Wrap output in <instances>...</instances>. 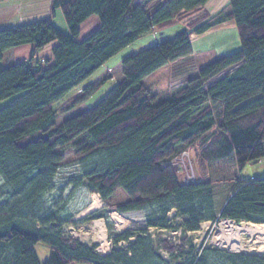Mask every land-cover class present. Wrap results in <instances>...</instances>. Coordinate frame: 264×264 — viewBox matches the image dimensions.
I'll use <instances>...</instances> for the list:
<instances>
[{"label":"trees","instance_id":"obj_1","mask_svg":"<svg viewBox=\"0 0 264 264\" xmlns=\"http://www.w3.org/2000/svg\"><path fill=\"white\" fill-rule=\"evenodd\" d=\"M209 1L53 0L68 34L51 19L0 30V62L10 49L34 46L28 62L0 65V102L10 100L0 108V264H168L155 254L147 230L118 233L107 216L112 240L107 255L60 232L55 215L43 211L41 196L53 190L67 153L78 161L93 159L82 169L79 184L108 208L125 214L157 205L155 217L145 222L147 229L169 230L171 211L182 219L183 233L221 220L264 224V178L237 176L246 165L264 159V0H228V14L194 29L202 35L232 22L238 49L201 68L170 95L158 98L143 81L191 55L185 30L124 58L121 79L107 95L56 122L53 106L79 91L115 55ZM92 16L100 26L78 41L80 25ZM51 43L52 59L35 61L36 51ZM104 81L80 90L66 111L81 105ZM199 141L204 142L200 154L207 179L184 184L172 163ZM38 245L49 249L46 261H39ZM161 247L174 258L185 254L184 240L178 247L162 241ZM223 256L225 264H264L257 256ZM180 264L210 263L186 256Z\"/></svg>","mask_w":264,"mask_h":264},{"label":"rangeland","instance_id":"obj_2","mask_svg":"<svg viewBox=\"0 0 264 264\" xmlns=\"http://www.w3.org/2000/svg\"><path fill=\"white\" fill-rule=\"evenodd\" d=\"M159 3L161 1L152 4L151 7H155ZM52 5L53 3L49 5L48 17L52 20L54 27L58 28L64 34H68L69 31L62 16L61 9L53 8ZM220 13L224 15L229 13L228 0H210L201 10L183 14L182 16L174 18L169 23L154 28L150 34L141 37L136 43L131 44L110 59L102 68L84 82L79 88V91H73L66 98L55 104L53 109L56 111V122L61 123V121L95 106L107 95L121 79L119 65L124 58L143 48L170 40L177 33L185 30L190 34L189 41L192 44L191 55L168 64L143 81L144 86L149 88L151 93L158 96V98H164L170 95L175 89L194 79L201 68L221 56L238 49L237 33L232 22H224L216 25L202 35L194 33L196 27ZM48 47L50 46H46L45 49H48ZM233 70L235 68L222 73L212 80V82H209L207 87L229 75ZM103 80L105 81L97 86L81 105L76 106L73 110L66 111L76 101L75 99L82 95L80 90L90 84H99ZM9 102V99L0 102V108L6 106ZM203 144V141L197 142L194 147L192 146L187 150L186 154L180 155L173 161L172 166L176 169L180 182L184 184H196L206 181L205 164L200 154ZM92 162L93 159L78 161L72 154L67 153L56 175L53 190L41 196V207L43 211L55 215L60 223V232L65 237H72L89 247L95 246V251L100 256L107 255L112 247L111 233L108 231L105 225L106 221L103 218L107 216L114 230L118 233L147 230V234L150 235V244L155 254L159 255L168 264H180L186 256H194L196 259L200 257L207 258L210 264H225L226 260L223 256L225 254L264 258L262 254L247 251H230L229 249L217 246L213 241L214 234L224 220L204 222L200 225L198 231L183 233L180 229L182 219L177 216L175 211H171L168 215V222H170L169 230L147 229L145 222L155 217L156 211H158L157 205H147L142 210L134 213L119 214L115 209L108 208L103 204L100 197L99 208L86 214V210L91 205L94 194H91L85 186L79 184L78 178L82 169L90 167ZM237 176L239 180L264 178V159L258 162V164L246 165ZM2 185L0 178V189ZM95 216H99V218ZM242 223L245 222L236 224ZM182 240H184L185 251L182 257L174 258L167 254L161 247L162 241L170 243L173 247H178L181 245ZM125 244L121 243L119 246L126 247Z\"/></svg>","mask_w":264,"mask_h":264},{"label":"crops","instance_id":"obj_3","mask_svg":"<svg viewBox=\"0 0 264 264\" xmlns=\"http://www.w3.org/2000/svg\"><path fill=\"white\" fill-rule=\"evenodd\" d=\"M142 2V0H137ZM53 3V0H17L12 2L0 3V30L25 25L33 22H39L50 19L49 5ZM99 20L96 16H92L87 19L82 25H80V34L78 41L84 40L92 32L99 27ZM55 43H51L41 50L36 51L35 61L43 62L52 59L51 47ZM34 46L31 44L23 45L10 49L3 54V59L0 62L2 66H9L13 64L26 63L31 59V55L34 51ZM40 262L46 261L49 256V249L43 245H38L34 249Z\"/></svg>","mask_w":264,"mask_h":264},{"label":"bare ground","instance_id":"obj_4","mask_svg":"<svg viewBox=\"0 0 264 264\" xmlns=\"http://www.w3.org/2000/svg\"><path fill=\"white\" fill-rule=\"evenodd\" d=\"M100 206L99 195L92 196L91 205L86 214L98 209ZM215 244L230 251H247L264 255V224L242 223L223 221L214 234Z\"/></svg>","mask_w":264,"mask_h":264},{"label":"built area","instance_id":"obj_5","mask_svg":"<svg viewBox=\"0 0 264 264\" xmlns=\"http://www.w3.org/2000/svg\"><path fill=\"white\" fill-rule=\"evenodd\" d=\"M187 153V151L186 152H183L182 154H186ZM106 255V254H105Z\"/></svg>","mask_w":264,"mask_h":264},{"label":"water","instance_id":"obj_6","mask_svg":"<svg viewBox=\"0 0 264 264\" xmlns=\"http://www.w3.org/2000/svg\"><path fill=\"white\" fill-rule=\"evenodd\" d=\"M224 221H227V220H224Z\"/></svg>","mask_w":264,"mask_h":264}]
</instances>
